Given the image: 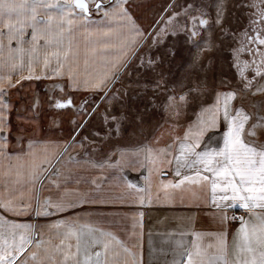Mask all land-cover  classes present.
Segmentation results:
<instances>
[{
    "label": "crops",
    "instance_id": "crops-1",
    "mask_svg": "<svg viewBox=\"0 0 264 264\" xmlns=\"http://www.w3.org/2000/svg\"><path fill=\"white\" fill-rule=\"evenodd\" d=\"M129 1L88 16L74 0H0V232L22 242L11 264H264V81L223 89L218 126L177 141L157 174L147 143L104 155L77 137L88 116L60 104L101 94L142 44ZM46 84L62 95L43 102Z\"/></svg>",
    "mask_w": 264,
    "mask_h": 264
},
{
    "label": "rangeland",
    "instance_id": "rangeland-1",
    "mask_svg": "<svg viewBox=\"0 0 264 264\" xmlns=\"http://www.w3.org/2000/svg\"><path fill=\"white\" fill-rule=\"evenodd\" d=\"M96 1H88V16L114 0ZM261 4L264 0H130L127 6L145 31L142 44L101 94L70 95L60 102L69 101L72 111L88 116L78 139L104 155L120 146L147 143L162 155L151 158V173L168 167L177 141L200 140L218 126L217 100L223 89L252 93L261 88L264 70L255 77L247 71L243 83L233 69L237 61L227 53L233 48L236 56L235 45L246 36L241 31V38H230L240 16L249 21ZM244 56L249 57L242 55L239 63ZM47 85L37 92L43 102L62 95ZM0 235V264H11L22 242L17 239L10 246Z\"/></svg>",
    "mask_w": 264,
    "mask_h": 264
},
{
    "label": "built area",
    "instance_id": "built-area-1",
    "mask_svg": "<svg viewBox=\"0 0 264 264\" xmlns=\"http://www.w3.org/2000/svg\"><path fill=\"white\" fill-rule=\"evenodd\" d=\"M260 1L261 0H258V4ZM261 5L263 6L261 7ZM261 5L259 7L258 5L254 7L256 9L255 12L257 13L253 12V17L250 18L251 24L253 26L250 33L247 36L243 37L244 41H241L239 43V47L237 46L238 43L235 45L234 50L236 56H234L233 54V48L231 49V55L232 57H234L233 59L237 61V65L235 63L236 67L233 68L235 70L236 78L239 79L238 77L240 76L243 83L246 82V79L248 77L246 75L247 71H251V76L255 77L262 74L264 70V4ZM242 50L243 53L241 52ZM245 54H248L249 57H242V61L244 62L239 63L241 59L240 57ZM236 68L239 72H237ZM241 216L242 214L241 212H239L233 215L232 219L236 221Z\"/></svg>",
    "mask_w": 264,
    "mask_h": 264
},
{
    "label": "flooded vegetation",
    "instance_id": "flooded-vegetation-1",
    "mask_svg": "<svg viewBox=\"0 0 264 264\" xmlns=\"http://www.w3.org/2000/svg\"><path fill=\"white\" fill-rule=\"evenodd\" d=\"M98 1H96L95 3H97ZM96 5V4H95ZM241 8V7H240ZM240 13H241V9H240ZM240 21H241V24L236 28V29H234V30H232V32L233 33H230L231 34V36H230V38H232V41L234 40V39H237V37H239V38H241V33L243 32V31H245V34H246V36L250 33V31H251V29H252V24H250L251 23V19H249V21H248V17L246 16V17H244L243 16V19L241 18V16H240ZM209 22V21H208ZM247 22H249V23H247ZM249 29H250V31H249ZM242 31V32H241ZM233 35V36H232ZM231 44H232V42H231ZM231 47V46H230ZM227 53H228V55H229V57L230 56H232L231 55V50L229 49L228 51H227Z\"/></svg>",
    "mask_w": 264,
    "mask_h": 264
},
{
    "label": "water",
    "instance_id": "water-1",
    "mask_svg": "<svg viewBox=\"0 0 264 264\" xmlns=\"http://www.w3.org/2000/svg\"><path fill=\"white\" fill-rule=\"evenodd\" d=\"M74 7L79 10V11H83L84 14L88 15L90 13V6H89V3L88 1L86 0H75L74 3H73ZM101 6V3H97L95 5V7H100ZM110 90V88L108 89ZM108 92V91H107ZM62 105L66 106V105H70V102L67 101L65 103H62Z\"/></svg>",
    "mask_w": 264,
    "mask_h": 264
},
{
    "label": "trees",
    "instance_id": "trees-1",
    "mask_svg": "<svg viewBox=\"0 0 264 264\" xmlns=\"http://www.w3.org/2000/svg\"><path fill=\"white\" fill-rule=\"evenodd\" d=\"M90 98H93V95H89Z\"/></svg>",
    "mask_w": 264,
    "mask_h": 264
}]
</instances>
